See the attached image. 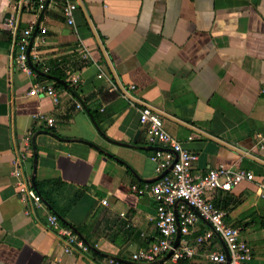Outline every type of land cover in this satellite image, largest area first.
<instances>
[{"label":"crops","instance_id":"obj_1","mask_svg":"<svg viewBox=\"0 0 264 264\" xmlns=\"http://www.w3.org/2000/svg\"><path fill=\"white\" fill-rule=\"evenodd\" d=\"M23 1L0 0V264L131 262L157 241V202L150 190L132 188L152 185L165 172L152 160L158 145L148 142L141 123L145 105L161 110L165 128L198 154L196 174L221 164L254 173L255 180L207 197L240 228L254 264H264V0H77L75 27L59 7L25 11ZM42 13L45 40L33 42L38 63L48 71L52 61L68 60L63 80L75 91L15 66L6 18L17 16L25 28ZM68 70L80 73L77 87ZM36 81L53 85L60 102L31 93ZM92 108L103 117L99 124ZM37 114L53 117L56 133ZM29 132L33 155L25 173L64 183L48 187L59 209L82 192L66 219L83 231L88 252L66 253L64 237L48 221L53 210L36 206L16 184L14 161ZM209 230L200 217L179 242L193 244ZM213 251L225 252L217 234L186 262L162 255L134 264H216Z\"/></svg>","mask_w":264,"mask_h":264},{"label":"built area","instance_id":"obj_2","mask_svg":"<svg viewBox=\"0 0 264 264\" xmlns=\"http://www.w3.org/2000/svg\"><path fill=\"white\" fill-rule=\"evenodd\" d=\"M52 4L59 7L67 19L69 25L75 27V12L78 9L77 0H25L20 4L25 11L40 12L45 6ZM5 27L9 29L14 38L12 56L18 70L37 77L33 69V64L42 60L39 49L34 43L29 52L37 22H31L27 27L22 28L19 19L15 15L6 18ZM45 26H39L36 37L41 42L45 40ZM79 51L84 53L82 47ZM85 50L84 55L87 56ZM45 71L47 69L45 68ZM69 83L77 87L81 81L80 73L68 70ZM134 88V86H132ZM45 92L56 104L60 102V95L51 84L36 81L31 89V93ZM141 123L146 127L147 140L150 144L158 145L152 160L156 162L158 170L164 172L171 166L172 169L152 185L146 184L143 188L137 184L132 186L138 193L151 191L157 202V224L159 228V238L149 247L136 251L131 256V262H126L117 258H110L108 264H134L139 262H155L162 255H170L174 261L192 257L195 254L196 246H201L205 242L219 235L226 243L230 259L225 252L213 251L209 258L216 264H254V254L251 246L242 236L239 227L229 225L225 222L226 212L219 209L207 195L218 189L231 190L234 186L243 181L255 180L252 171L241 168H234L221 164L210 169L205 174H196L194 168L198 161V154L185 148L183 144L174 137L164 125L163 112L158 108L145 105L140 108ZM39 122H45L48 128L55 126L56 120L44 114H37ZM33 132H29L21 141L20 151L14 161L13 176L17 179L21 193L33 200L36 206H41L44 201L34 188L33 180L26 175L25 163L33 155ZM260 193L264 197V182H260ZM106 203V201H104ZM177 211V212H176ZM178 213V217H177ZM202 217L212 225V230L198 235L193 244H176L179 233L189 235L191 228ZM50 225L59 231L65 239V252L72 254L78 252H88L90 246L71 227L63 226L56 214L48 216ZM195 244V245H194Z\"/></svg>","mask_w":264,"mask_h":264},{"label":"trees","instance_id":"obj_3","mask_svg":"<svg viewBox=\"0 0 264 264\" xmlns=\"http://www.w3.org/2000/svg\"><path fill=\"white\" fill-rule=\"evenodd\" d=\"M68 60L66 59H57L54 60L50 63L49 67L50 69L48 71H44L45 69V64L43 63H36L33 64V69L35 70V72L37 73V77L39 80H44V79H50L53 77H59V78H65V74H64V69L66 67V62ZM79 63H81V65L85 66L87 63H85V61H80ZM58 85L62 86V84L60 82H57ZM73 91H75V89H72ZM77 106V104L75 106H73V110L75 109V107ZM90 113H92L94 119L96 120V123H100L102 120V116L101 114L92 108V110L90 111ZM69 117V113L67 114ZM49 131L51 133H56V130L54 127L49 128ZM57 181H60V186H63L64 183L61 182V180H47V181H42V182H38V181H33L34 183V188L35 190L38 192V194L42 197L43 201L48 205L49 208H51L53 210V214H56L58 216V218L60 219V222L63 226H67V227H71L73 228L80 236L83 234L81 232L80 228H74L73 226H70L69 223L67 222L66 219V215L68 213V211L77 203L78 199L80 198V196L82 195V192L76 194V196L70 201L68 207L65 209H59L56 205V203L53 201L52 197H51V191H49L48 187L50 186V184L52 183H56ZM82 237V236H81ZM85 240V238H83ZM87 243V239L85 240ZM90 246V245H89ZM187 258L181 259L178 262H186Z\"/></svg>","mask_w":264,"mask_h":264},{"label":"water","instance_id":"obj_4","mask_svg":"<svg viewBox=\"0 0 264 264\" xmlns=\"http://www.w3.org/2000/svg\"><path fill=\"white\" fill-rule=\"evenodd\" d=\"M42 16H43V13L41 14L40 20H39L38 23H37V28H36V30H35V32H34V35H33V37H32L31 43H30V45H29V52H30V50H31V47H32L33 42H34V39H35V37H36L38 27L40 26ZM53 78L56 79V80L61 81V82L64 83L68 88L72 89V88L70 87V85H69L65 80H63V79H59V78H55V77H53ZM80 101H81L82 105L86 108V110H88V107H87V105L84 103V101L81 100V99H80ZM94 122H95V120H94ZM95 123H96V122H95ZM33 143H34V139H33ZM93 145H94V144H93ZM171 169H172V166H171L168 170H166V171L160 176V178H162L164 175H166ZM160 178H159V179H160ZM34 180H35V179L33 178V181H34ZM176 212H177V211H176ZM177 217H178V213H177ZM180 236H181V233H179L178 236H177L176 244L179 243V241H180ZM222 241H223V244H224L225 253H226L228 259H230V252H229V249H228V247H227L225 241H224L223 239H222ZM227 264H229V262H228Z\"/></svg>","mask_w":264,"mask_h":264}]
</instances>
